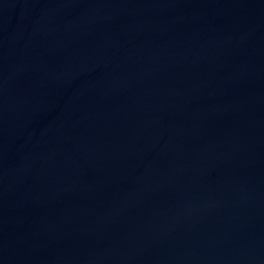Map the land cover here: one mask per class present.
I'll return each instance as SVG.
<instances>
[{"label": "water", "instance_id": "95a60500", "mask_svg": "<svg viewBox=\"0 0 264 264\" xmlns=\"http://www.w3.org/2000/svg\"><path fill=\"white\" fill-rule=\"evenodd\" d=\"M0 264H264V0H0Z\"/></svg>", "mask_w": 264, "mask_h": 264}]
</instances>
